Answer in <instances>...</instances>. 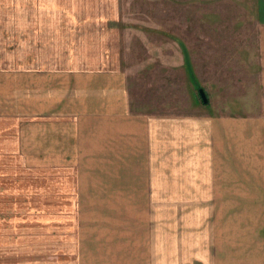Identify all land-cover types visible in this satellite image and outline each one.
Instances as JSON below:
<instances>
[{
  "label": "crops",
  "instance_id": "0c3cea01",
  "mask_svg": "<svg viewBox=\"0 0 264 264\" xmlns=\"http://www.w3.org/2000/svg\"><path fill=\"white\" fill-rule=\"evenodd\" d=\"M6 4L0 155L41 164L56 190L72 188L50 196L40 173L26 180L37 189L26 197L75 205L77 241L52 246L54 255L68 254L65 264H264V115L161 113L153 87L138 111L132 90L150 98L132 79L143 66H124L122 0ZM260 42L264 76V23ZM261 85L264 98V77Z\"/></svg>",
  "mask_w": 264,
  "mask_h": 264
},
{
  "label": "rangeland",
  "instance_id": "374dc122",
  "mask_svg": "<svg viewBox=\"0 0 264 264\" xmlns=\"http://www.w3.org/2000/svg\"><path fill=\"white\" fill-rule=\"evenodd\" d=\"M255 1L122 0L118 35L124 66H143L132 79L145 84L141 92L150 98L139 100L138 91L132 90L139 102L136 109L144 111L143 106L152 102L153 87L159 92L161 113L263 116L260 27L264 13L257 10ZM7 2L0 0L2 16H7ZM187 68L194 87L184 75ZM199 88L205 92L206 105L199 101ZM0 164L16 171L15 175L9 170L0 174V264H48L52 257L57 264L70 262L68 254L54 255L51 248L76 243L75 205L67 203V198L36 200L25 193L37 190L30 185V173H40L36 184L50 196L72 195V188L56 190L42 178L41 164L25 168L21 156L1 154ZM199 207L193 206L199 220L190 226L196 236L202 233ZM167 222L168 218L162 220L166 226Z\"/></svg>",
  "mask_w": 264,
  "mask_h": 264
},
{
  "label": "water",
  "instance_id": "95a60500",
  "mask_svg": "<svg viewBox=\"0 0 264 264\" xmlns=\"http://www.w3.org/2000/svg\"><path fill=\"white\" fill-rule=\"evenodd\" d=\"M198 96L200 98V101L202 102V104H207L208 100L206 98L205 92L202 88L198 89Z\"/></svg>",
  "mask_w": 264,
  "mask_h": 264
},
{
  "label": "trees",
  "instance_id": "16d2710c",
  "mask_svg": "<svg viewBox=\"0 0 264 264\" xmlns=\"http://www.w3.org/2000/svg\"><path fill=\"white\" fill-rule=\"evenodd\" d=\"M193 82H194V84H195V81H194V79H193ZM198 91V90H197ZM200 101V100H199ZM201 102V101H200Z\"/></svg>",
  "mask_w": 264,
  "mask_h": 264
}]
</instances>
